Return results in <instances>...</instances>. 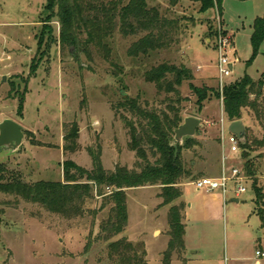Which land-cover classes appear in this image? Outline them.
<instances>
[{
	"label": "rangeland",
	"instance_id": "1",
	"mask_svg": "<svg viewBox=\"0 0 264 264\" xmlns=\"http://www.w3.org/2000/svg\"><path fill=\"white\" fill-rule=\"evenodd\" d=\"M147 3L179 22L178 43L168 50L132 58L128 51L142 35L124 37L116 32L105 41L110 53L95 46L84 52L61 44V25L56 17L47 19V0H0V124L9 119L24 130L18 150L0 149V164L20 172L28 183L64 182L66 160L92 170L91 153L100 155L107 171L117 166L134 169L138 158L131 150V123L136 128L138 123L119 107L126 98L159 106L165 96H159L156 86L146 82L145 73L164 62L184 65L194 80L181 89L186 99L183 115L201 121L191 137L197 145L182 152L185 168L194 177L193 183L189 180L182 187L186 256L191 258V252L199 250L201 257L191 264H232L233 247H239L258 259L259 249L251 244L254 238L246 239L248 233L255 238L264 236L261 218L253 213L257 198L252 179L245 184L247 192L239 202H233L234 195L229 194L226 202L222 199V213L216 211L212 219L205 217L206 197L196 190L194 181L217 174L213 171L221 163L218 143L222 133L227 166L245 165L241 148L239 154H229L230 122L222 104L218 41L229 37L232 45L233 72L223 78V91L246 75L258 82L264 73V41L253 64L247 67V62L253 54V22L264 16V0H223L222 11L216 6L205 12L200 2L192 0ZM191 83L212 90L201 111ZM245 120L250 140H263L264 127L251 118ZM73 126L79 129L74 152L64 149L65 136ZM138 137L141 141L140 134ZM250 156L264 194V146H254ZM126 193L128 225L116 239L126 237L143 246L148 264H163L171 205H162V187L145 186ZM103 202L96 194L84 217L67 220L39 205L0 194V264H108V243L96 241L111 208L100 211ZM262 205L264 208V199ZM172 264L183 262L174 259Z\"/></svg>",
	"mask_w": 264,
	"mask_h": 264
},
{
	"label": "trees",
	"instance_id": "2",
	"mask_svg": "<svg viewBox=\"0 0 264 264\" xmlns=\"http://www.w3.org/2000/svg\"><path fill=\"white\" fill-rule=\"evenodd\" d=\"M170 1L175 3L179 0ZM192 1L200 2L204 12L216 6L222 11L223 0ZM45 11L49 21L56 17L61 25V44L78 50L82 48L84 52L95 46L110 53L105 41L116 32L124 37L142 35L128 51L132 58L168 50L178 43L179 22L162 16L157 8L148 6L147 0H47ZM263 41L264 16L253 22V54L247 67L253 64ZM145 80L156 86L159 96H165L161 104L156 106L154 103L126 98L119 107L131 113L138 123L137 128L131 123V150L138 158L134 169L117 166L114 171H107L100 155L93 156L91 153L92 170L82 168L72 160H66L63 164L64 182L41 180L28 183L20 172L0 164V194L39 205L67 220L84 217L96 194L103 197L104 202L99 210L102 211L109 205L111 208L108 217L101 223L96 241L108 243V264H148L147 252L143 246L126 237L116 238L128 225L126 190L156 185L162 187V205H171L168 215L169 243L163 254V264H172L174 259L186 262V202L182 199V187L194 177L185 168L182 152L184 149H191L197 142L193 138H186L184 144L173 143L176 129L185 120L183 102L186 99L183 98L181 89L184 83L193 81L194 76L184 65L176 66L164 62L147 71ZM190 88L198 97L197 104L201 111L209 98L208 92L212 90L197 88L192 83ZM217 95L220 97L219 92ZM223 104L230 123L251 118L257 125L264 127V73L258 82L246 75L227 86L223 91ZM78 134L79 129L76 126L67 132L65 150H76ZM138 134L142 137L141 141ZM254 146L263 147L264 139L250 140L247 128L245 140H240V148L243 151L242 157L246 160L244 170L252 179L258 215L264 227V194L258 186L250 156Z\"/></svg>",
	"mask_w": 264,
	"mask_h": 264
},
{
	"label": "built area",
	"instance_id": "3",
	"mask_svg": "<svg viewBox=\"0 0 264 264\" xmlns=\"http://www.w3.org/2000/svg\"><path fill=\"white\" fill-rule=\"evenodd\" d=\"M232 50L231 40L229 37H222L218 41L219 59L217 68L220 74V85L222 87L223 95V78L233 72V63L229 58V53ZM223 104V99H222ZM224 106V104H223ZM224 109V107H223ZM225 122L223 121V125ZM230 124V123H229ZM223 129V126H222ZM221 141L224 143V136L222 133ZM229 144V153L231 155H237L240 153V139L229 132L227 139ZM251 178L247 175L244 167L227 166L226 160H224L220 174L216 177H202L194 181L195 188L198 192L203 194H215L220 193L227 198L229 194H233L235 198H238L247 192L245 184L250 182ZM258 259L264 258V252L257 250Z\"/></svg>",
	"mask_w": 264,
	"mask_h": 264
},
{
	"label": "water",
	"instance_id": "4",
	"mask_svg": "<svg viewBox=\"0 0 264 264\" xmlns=\"http://www.w3.org/2000/svg\"><path fill=\"white\" fill-rule=\"evenodd\" d=\"M200 126L201 121L198 118L187 117L184 123L176 129L173 144L177 145L180 144L184 138L194 137ZM228 131L236 135L241 141L245 140L246 127L243 121L230 123ZM138 139H140V137H138ZM23 140L24 130L19 123L8 119L0 124V149L16 151L23 144ZM236 201L238 202V200Z\"/></svg>",
	"mask_w": 264,
	"mask_h": 264
},
{
	"label": "crops",
	"instance_id": "5",
	"mask_svg": "<svg viewBox=\"0 0 264 264\" xmlns=\"http://www.w3.org/2000/svg\"><path fill=\"white\" fill-rule=\"evenodd\" d=\"M243 123H244L245 127H248L246 125V120L243 121ZM218 146H219V148H220V150L222 152L221 153V163H220V166L217 165V166H219V168L218 169L216 168L215 169L216 171L215 170L213 171V172H216L217 174L213 175L211 177H216V176H218L220 174L221 167H222V164H223L224 160H226V162L228 163L227 156L223 152L224 143H222L221 139H220V141L218 143ZM204 196L206 197V200H207V201L205 200V204H204L206 219L214 218V216L217 214L216 211H220V213H222V210H223L222 199L224 200V202H226L227 201L226 198H224L221 194H204ZM236 200H238V202H239L238 198L233 197L232 201L238 203ZM256 206H257V204H256ZM253 213L258 215V207L256 208L255 211H253ZM185 238H186V236H185ZM246 239H247V241L253 239L252 240L253 242H251V244L253 246L257 247L261 252H264V236H262L260 238H255V236L253 234L248 233V236L246 237ZM245 243L248 244L249 242H245ZM185 244H186V251H187L186 239H185ZM186 251H185V255H184V259H185L186 262L183 263V264H191L194 259H197V258L201 257V254H200L199 250L192 251L191 252V258L186 256ZM232 252H233L232 253L233 257H232V261H231L232 264H252V263L253 264H264V262H262L261 259H257V258H254L253 256H250L248 254V252L244 251L242 248L233 247V251ZM220 263H222V262L220 261Z\"/></svg>",
	"mask_w": 264,
	"mask_h": 264
}]
</instances>
